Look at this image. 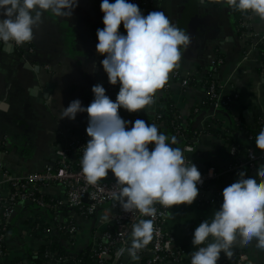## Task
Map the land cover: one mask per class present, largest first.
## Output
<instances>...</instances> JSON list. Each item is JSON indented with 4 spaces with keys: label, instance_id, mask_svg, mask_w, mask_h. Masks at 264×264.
<instances>
[{
    "label": "crops",
    "instance_id": "0c3cea01",
    "mask_svg": "<svg viewBox=\"0 0 264 264\" xmlns=\"http://www.w3.org/2000/svg\"><path fill=\"white\" fill-rule=\"evenodd\" d=\"M157 2L156 10L163 11L170 23L189 37L187 46L180 48L177 66L168 75V89L161 88L164 92L161 97L184 126L197 131V137L191 140L193 149L186 151L187 156L199 169L212 168L220 174L209 189L198 192L192 204L173 205L166 220V230L175 238L176 246L191 258L195 250L194 230L203 220L211 219L220 207L222 190L238 178L241 170L257 171V167L249 168L245 164V154L233 155L224 134L231 127L229 110L232 117L241 119L246 131L257 134L262 128L259 123L264 117L261 69L264 55L260 45L264 43V18L252 10L247 15L243 11L241 16L230 0ZM100 5L101 0H79L71 17L43 11V23L34 29L31 40L34 53L0 47V101H3L0 103V181L4 180V170L19 177L43 170L57 159L58 151L71 138L90 139L86 132L88 113H78L75 120H61L60 113L75 99L89 105L94 99L93 85L104 86L109 81L100 63L104 56L96 49L97 29L104 27ZM120 31L124 32L123 23ZM187 76L196 81L186 87L179 79ZM208 78H213L219 86L221 107L217 110L202 108L208 97L203 81ZM153 117L150 106L141 111L139 119L151 124ZM249 119H254L256 127L247 124ZM262 162L264 159L257 166ZM230 167L237 170L230 171ZM10 188L8 184L2 185L3 196L9 195ZM41 192L52 200H66V192L59 183L45 184ZM111 212L110 204H106L92 217H85L65 203L52 213L33 203L19 201L8 220L5 246H0V264H11L18 257H24V264H32L27 253H36L54 235L59 224L69 220L79 227L71 248L92 249L97 234L106 227L100 226L99 220ZM48 228L52 230L50 233L46 231ZM213 239L209 237L205 244ZM231 250V256L221 253L218 264H239L240 253L247 256L241 264H264V249L256 246L255 239L244 244L238 236ZM53 264H70V261ZM118 264L139 262L131 256L129 261Z\"/></svg>",
    "mask_w": 264,
    "mask_h": 264
},
{
    "label": "clouds",
    "instance_id": "9594fccd",
    "mask_svg": "<svg viewBox=\"0 0 264 264\" xmlns=\"http://www.w3.org/2000/svg\"><path fill=\"white\" fill-rule=\"evenodd\" d=\"M230 3L264 18V0ZM78 4L79 0H0V41L9 48L13 42L21 45L30 41L34 29L43 23V11L71 17ZM100 7L104 27L97 29L96 49L104 56L100 63L109 83L120 87L112 100L105 87L97 83L92 87L94 99L89 105L75 99L62 108L61 120H75L78 113H88L86 132L90 139L82 146V173L88 183L95 184L111 170L118 187L112 196L125 212L138 210L154 217L157 202L167 207L190 205L198 196L202 175L195 163H185L184 150L174 147L177 138L158 132L155 124L143 119L126 121L119 115L121 108L137 112L153 102L154 94L177 66L180 48L187 46L189 37L172 25L163 11L145 15L131 0H101ZM122 23L126 34L120 31ZM255 143L264 149V128L257 133ZM150 144H154L151 150ZM222 196L223 202L211 219L203 220L194 230L191 264H218L222 252L232 255L238 236L244 244L255 239L256 246L264 249V162L254 173L241 170L238 178L222 190ZM153 232V219L135 223L129 256L146 246ZM209 237L214 239L205 244Z\"/></svg>",
    "mask_w": 264,
    "mask_h": 264
},
{
    "label": "built area",
    "instance_id": "2783aa9c",
    "mask_svg": "<svg viewBox=\"0 0 264 264\" xmlns=\"http://www.w3.org/2000/svg\"><path fill=\"white\" fill-rule=\"evenodd\" d=\"M132 3L138 4L143 14L147 15L149 12L157 9V0H131ZM250 10L245 11V15ZM243 21H241V24ZM126 34V30L124 32ZM1 46H8L4 42L0 41ZM14 51L27 54L34 53V45L32 41L24 42L21 45H17L14 42L11 46ZM263 66V65H262ZM264 73V71H263ZM193 77L187 76L179 79L183 86H189L193 81ZM118 87L119 84H117ZM108 87L109 90L114 89L113 92L106 91V94L115 100L119 91L118 87ZM163 89H168V85L165 84ZM164 94L163 90H157L153 96V102L155 106L154 117L151 120V124H155L158 128V132H165L166 124L162 119V113L158 112V108L161 106L158 102L161 100V95ZM207 96H211L216 99L214 104V110L219 109V86L214 81L212 85L207 89ZM150 107V105H147ZM142 110L137 112H129L126 109L121 108L119 115H127L128 118H123L126 121H135L139 119ZM177 116H175V119ZM236 124L241 125V119L234 118ZM264 123V117L261 119ZM175 135H180L178 126L175 128ZM246 139H253V134L246 136ZM88 140H80L77 138H71L66 143L65 147L60 149L57 153V159L44 167L43 170L34 172L28 176L19 177L11 174L9 171L4 170V180L0 181V203L3 211L0 212L1 219H4L6 225L13 212L14 205L19 201H31L39 208L46 209L52 212H58L65 201L47 200L42 192L41 187L49 183H59L66 192V200L68 205L85 217H92L97 211L104 205L110 204L113 212L107 214L105 219H100V226L106 225L100 233L97 234L95 243L92 250L95 254V264H118L122 261L128 248L131 246L132 241V229L133 225L141 219H153L154 232L152 240L144 247L138 249L134 258L139 264H167L168 262L191 264V258L188 257L186 251L176 246L175 238L166 230V220L170 214L171 207L163 206L158 202L154 204L156 208V215L154 217H148L142 215L138 210L132 212H125L120 205L119 200L113 198L112 193L118 191L116 186V178L114 174L109 170L107 177L102 178L95 184H90L86 181L84 174L82 173L81 159L83 157L84 149L82 146L86 145ZM154 144L149 145L151 150ZM185 163L190 166L193 162L186 154V151L193 149V144H187L181 148ZM233 155L236 154V149L232 148ZM260 159H264V150L257 151L254 148H249L245 156V164L249 168L257 167V163ZM194 163V162H193ZM238 166V165H237ZM202 175V182L198 183L199 191H205L210 188L212 182L217 179L220 174L214 169L201 170L197 166ZM210 170H214L210 175ZM237 167H230V171H236ZM10 185V193L7 197L3 196L2 185ZM39 193V195H37ZM42 194V195H41ZM46 196V195H45ZM88 200L86 202L85 200ZM1 224V222H0ZM114 228V230H113ZM58 229L69 234L71 238H75L79 227L78 225L69 220L59 224ZM48 233L52 230L47 229ZM247 260L245 253L238 255V262ZM68 261V260H65ZM136 263V262H135ZM75 264H78L77 262Z\"/></svg>",
    "mask_w": 264,
    "mask_h": 264
},
{
    "label": "trees",
    "instance_id": "16d2710c",
    "mask_svg": "<svg viewBox=\"0 0 264 264\" xmlns=\"http://www.w3.org/2000/svg\"><path fill=\"white\" fill-rule=\"evenodd\" d=\"M242 12L243 11L239 10V13L241 16H243ZM260 51L264 55V43L260 45ZM262 65L263 66H261V69L262 71H264V61ZM195 81L193 80L192 84ZM213 82H214L213 78H208L203 81V84H205L206 88H209ZM115 86H117V84L112 85L109 83V81L104 85L106 91L108 92L115 91L114 89H111V90L108 89V87H115ZM215 102H216V99H213L211 96H208L203 101L202 108L208 111L212 110L214 109ZM158 104L161 106L158 108L157 111L162 113V119L165 120V124L167 125L166 130L165 132H163V134H165L169 138H171L172 136H175L177 138V143L174 145V147L182 148L183 146L190 144L192 138H195V136L197 137V134H196L197 131H195L194 129H191L188 126L186 127L181 123L177 113L170 107V104L166 102L165 98L161 97V100L158 102ZM150 106L154 107L155 102H152ZM228 113H229L228 117H230V120H231V127L228 128L227 131L225 132L224 138L229 144V146L231 148L234 147L236 149L237 154L241 153V154L246 155L249 148H254L257 151H261L262 148H258L255 143L257 134L256 133L253 134L251 131H246L242 125L236 124L234 117H232L231 115L232 112L229 110ZM175 116H177L176 119H175ZM123 117H125V115H123ZM219 121L221 120L219 119ZM177 126L179 128L178 130H180V134H183L182 138L178 134L175 135V132H176L175 128ZM263 126H264V123L260 122L259 127L263 128ZM206 130L208 131L209 129H206ZM251 133L253 134V139L251 140L246 139V136H248ZM167 142L170 143L171 140L169 139ZM37 195H39V193H37ZM46 196L44 195V197L47 200L54 201V202L56 201ZM0 222H1L0 224V246L1 248H4L5 243H6L5 234L8 229L7 228L8 224L6 225V222H4V219H1V215H0ZM56 223L58 225V222ZM73 241L74 239L71 238L69 234L57 229L54 235L52 237H49L47 242L43 244L36 253L28 252L27 253L28 258L29 260H31L32 264H53L54 262H58L59 260L60 261L69 260L70 264H75L76 262L78 264H95V254L93 250L90 247H87L79 251H74L70 246V243ZM24 261H25L24 257L23 258L18 257L11 264H24Z\"/></svg>",
    "mask_w": 264,
    "mask_h": 264
},
{
    "label": "water",
    "instance_id": "95a60500",
    "mask_svg": "<svg viewBox=\"0 0 264 264\" xmlns=\"http://www.w3.org/2000/svg\"><path fill=\"white\" fill-rule=\"evenodd\" d=\"M10 49H13V48L11 47ZM13 50H14V49H13ZM247 124L250 125V126L256 127V126H255L256 124H255L254 119H249V120L247 121ZM85 201L88 202L87 199H86ZM28 203H32V202H31V201H28ZM64 203H65V204H68V201L65 200ZM130 257H131V256H129L128 251H127L126 254H125V256L122 258V261L125 263V262L129 261Z\"/></svg>",
    "mask_w": 264,
    "mask_h": 264
}]
</instances>
